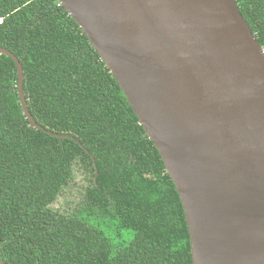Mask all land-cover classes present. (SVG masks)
Segmentation results:
<instances>
[{
  "label": "trees",
  "instance_id": "trees-1",
  "mask_svg": "<svg viewBox=\"0 0 264 264\" xmlns=\"http://www.w3.org/2000/svg\"><path fill=\"white\" fill-rule=\"evenodd\" d=\"M264 49V0H236ZM0 259L193 264L179 194L123 90L59 0H0ZM79 142V143H77ZM76 173L78 204L57 207ZM129 237V241H123Z\"/></svg>",
  "mask_w": 264,
  "mask_h": 264
},
{
  "label": "water",
  "instance_id": "water-1",
  "mask_svg": "<svg viewBox=\"0 0 264 264\" xmlns=\"http://www.w3.org/2000/svg\"><path fill=\"white\" fill-rule=\"evenodd\" d=\"M59 2L159 152L185 212L193 264H264V49L237 1ZM0 55L16 65L30 126L74 139L35 122L22 63L6 49Z\"/></svg>",
  "mask_w": 264,
  "mask_h": 264
},
{
  "label": "rangeland",
  "instance_id": "rangeland-1",
  "mask_svg": "<svg viewBox=\"0 0 264 264\" xmlns=\"http://www.w3.org/2000/svg\"><path fill=\"white\" fill-rule=\"evenodd\" d=\"M88 176L81 173H76L71 186L64 192V194L56 202L57 207H69L70 205L78 204L81 199V193L85 191L88 186ZM123 241H129V237H124Z\"/></svg>",
  "mask_w": 264,
  "mask_h": 264
}]
</instances>
